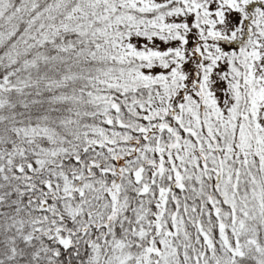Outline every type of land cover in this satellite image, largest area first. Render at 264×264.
Returning <instances> with one entry per match:
<instances>
[{
  "label": "snow or ice",
  "instance_id": "1",
  "mask_svg": "<svg viewBox=\"0 0 264 264\" xmlns=\"http://www.w3.org/2000/svg\"><path fill=\"white\" fill-rule=\"evenodd\" d=\"M0 264H264V0H0Z\"/></svg>",
  "mask_w": 264,
  "mask_h": 264
}]
</instances>
